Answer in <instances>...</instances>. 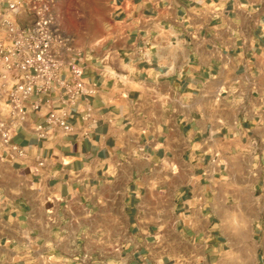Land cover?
I'll return each mask as SVG.
<instances>
[{"label": "crops", "instance_id": "obj_1", "mask_svg": "<svg viewBox=\"0 0 264 264\" xmlns=\"http://www.w3.org/2000/svg\"><path fill=\"white\" fill-rule=\"evenodd\" d=\"M98 1L73 130L0 154V264H264V0Z\"/></svg>", "mask_w": 264, "mask_h": 264}, {"label": "built area", "instance_id": "obj_2", "mask_svg": "<svg viewBox=\"0 0 264 264\" xmlns=\"http://www.w3.org/2000/svg\"><path fill=\"white\" fill-rule=\"evenodd\" d=\"M62 1L0 0V154L9 159L26 156L13 137L30 115L41 119L29 128L39 139L55 128L71 132L70 112L97 92L77 35L62 23Z\"/></svg>", "mask_w": 264, "mask_h": 264}, {"label": "rangeland", "instance_id": "obj_3", "mask_svg": "<svg viewBox=\"0 0 264 264\" xmlns=\"http://www.w3.org/2000/svg\"><path fill=\"white\" fill-rule=\"evenodd\" d=\"M69 15L81 20V27L74 28L68 21ZM61 19L64 27L83 39L93 40L97 32L108 24V11L98 0H63Z\"/></svg>", "mask_w": 264, "mask_h": 264}, {"label": "clouds", "instance_id": "obj_4", "mask_svg": "<svg viewBox=\"0 0 264 264\" xmlns=\"http://www.w3.org/2000/svg\"><path fill=\"white\" fill-rule=\"evenodd\" d=\"M68 21H69L70 25L72 27H74V28H77L78 29L79 27H81V20L78 19V18H75L72 15H69Z\"/></svg>", "mask_w": 264, "mask_h": 264}]
</instances>
